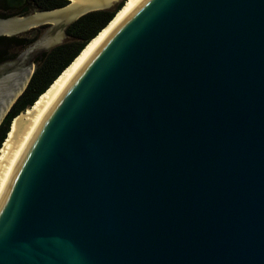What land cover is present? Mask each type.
I'll list each match as a JSON object with an SVG mask.
<instances>
[{
	"label": "water",
	"instance_id": "obj_1",
	"mask_svg": "<svg viewBox=\"0 0 264 264\" xmlns=\"http://www.w3.org/2000/svg\"><path fill=\"white\" fill-rule=\"evenodd\" d=\"M33 71L0 70V124ZM20 113L0 264H264V0H142Z\"/></svg>",
	"mask_w": 264,
	"mask_h": 264
},
{
	"label": "flooded vegetation",
	"instance_id": "obj_2",
	"mask_svg": "<svg viewBox=\"0 0 264 264\" xmlns=\"http://www.w3.org/2000/svg\"><path fill=\"white\" fill-rule=\"evenodd\" d=\"M68 6L69 0H0V25L9 26L0 30V70L12 74H21L31 67L35 70L44 54L54 47L79 42L80 36L71 26L80 18L67 23V19L48 21L21 30L10 28L36 14Z\"/></svg>",
	"mask_w": 264,
	"mask_h": 264
},
{
	"label": "trees",
	"instance_id": "obj_3",
	"mask_svg": "<svg viewBox=\"0 0 264 264\" xmlns=\"http://www.w3.org/2000/svg\"><path fill=\"white\" fill-rule=\"evenodd\" d=\"M124 2L125 0L120 1L113 9L92 11L81 16L71 26V29L79 34L80 41L58 45L44 54L36 66L25 91L16 100L0 124V147L10 130V124L14 117L27 107L32 106L38 96L78 55L86 43L108 24Z\"/></svg>",
	"mask_w": 264,
	"mask_h": 264
},
{
	"label": "bare ground",
	"instance_id": "obj_4",
	"mask_svg": "<svg viewBox=\"0 0 264 264\" xmlns=\"http://www.w3.org/2000/svg\"><path fill=\"white\" fill-rule=\"evenodd\" d=\"M141 1L142 0H125L122 7L115 13L113 18L108 22V24L86 43V45L78 53V55L74 57V59L60 72V74L54 79V81L48 86V88L44 92H46L48 89H50L51 87L56 85L60 80H62L74 67H76L86 56H88L93 49H95L104 40H106ZM20 114H18L12 120L10 126Z\"/></svg>",
	"mask_w": 264,
	"mask_h": 264
},
{
	"label": "rangeland",
	"instance_id": "obj_5",
	"mask_svg": "<svg viewBox=\"0 0 264 264\" xmlns=\"http://www.w3.org/2000/svg\"><path fill=\"white\" fill-rule=\"evenodd\" d=\"M120 1H122V0H117V1L114 3V6H113V7H115Z\"/></svg>",
	"mask_w": 264,
	"mask_h": 264
}]
</instances>
